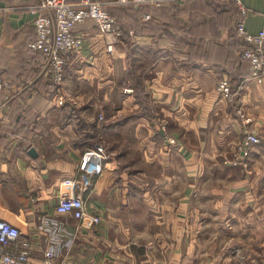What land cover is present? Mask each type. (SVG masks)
Here are the masks:
<instances>
[{"label":"crops","instance_id":"obj_1","mask_svg":"<svg viewBox=\"0 0 264 264\" xmlns=\"http://www.w3.org/2000/svg\"><path fill=\"white\" fill-rule=\"evenodd\" d=\"M100 1L120 34L77 24L83 47L57 83L29 46L40 0H0V220L21 232L12 248L42 264L38 225L55 222L57 264H264V141L248 167L232 164L246 129L264 138V81L240 66L237 4ZM241 3L246 30H263L264 0ZM223 77L235 100L221 98ZM97 144L107 159L83 197L101 224L58 214Z\"/></svg>","mask_w":264,"mask_h":264},{"label":"built area","instance_id":"obj_2","mask_svg":"<svg viewBox=\"0 0 264 264\" xmlns=\"http://www.w3.org/2000/svg\"><path fill=\"white\" fill-rule=\"evenodd\" d=\"M178 1L180 0H114V4L162 7ZM221 1H234L237 4L241 14L236 21V30L238 36L245 43L243 56L251 60L250 78L260 82L264 81V29L257 33L246 30V8L241 0ZM32 12L36 13L34 25L37 37L29 46L43 56L45 68L53 73L57 83L63 79L68 56L83 47V39L75 33L77 24L91 20L104 34H120L117 20L103 9V3L100 0H80L78 2H74V0H40V3L32 8ZM9 87L10 83L0 77V93ZM217 90L224 100L231 101L233 99L229 78L223 77L218 82ZM100 118L103 119V116L101 115ZM244 133L243 139L238 143L232 164L236 166L243 164L248 167L247 157L250 148L264 141V138L260 137L253 129H246ZM106 159L107 150L104 144H97L83 153L79 165L81 171L78 181L79 193L60 198L56 206L58 214L70 215L77 220H87L93 224H101L102 218L99 215L87 212L83 194L92 185L93 176H99L103 172V162ZM38 229L48 237L49 241L48 247L44 250L42 264H57L55 246L60 243L57 237L62 236L61 226L55 222L51 223V227L42 223L38 225ZM20 236L21 232L16 226L0 220V264L29 263L31 254L29 247L16 250L12 248Z\"/></svg>","mask_w":264,"mask_h":264},{"label":"trees","instance_id":"obj_3","mask_svg":"<svg viewBox=\"0 0 264 264\" xmlns=\"http://www.w3.org/2000/svg\"><path fill=\"white\" fill-rule=\"evenodd\" d=\"M223 2H229V3H234V4H236L234 1H223ZM145 6H148V7H151V8H155V9H157V8H161V7H154V6H151V5H145ZM240 16V15H239ZM238 16V17H239ZM237 17V18H238ZM236 21H237V19H236ZM234 28H235V32H236V34H237V30H236V22H235V26H234ZM245 44V43H244ZM239 60H240V66L241 67H243L247 72H245V78H249L250 76H251V72H252V65H251V60L250 59H248V58H246V57H244L243 56V50H241V52H240V56H239ZM230 80V83H231V86H232V92H233V99L232 100H235L236 99V91H237V85L238 84H236V83H234L231 79H229Z\"/></svg>","mask_w":264,"mask_h":264},{"label":"water","instance_id":"obj_4","mask_svg":"<svg viewBox=\"0 0 264 264\" xmlns=\"http://www.w3.org/2000/svg\"><path fill=\"white\" fill-rule=\"evenodd\" d=\"M29 153H30L32 156H35V155H36V150H35V148H31V149L29 150Z\"/></svg>","mask_w":264,"mask_h":264},{"label":"rangeland","instance_id":"obj_5","mask_svg":"<svg viewBox=\"0 0 264 264\" xmlns=\"http://www.w3.org/2000/svg\"><path fill=\"white\" fill-rule=\"evenodd\" d=\"M243 137H244V135H243ZM243 137H242V139H243ZM242 139H241V140H242ZM251 148H252V147H251ZM251 148H250V150H251ZM248 165H249V164H248Z\"/></svg>","mask_w":264,"mask_h":264}]
</instances>
